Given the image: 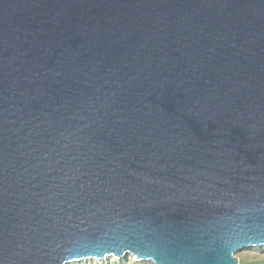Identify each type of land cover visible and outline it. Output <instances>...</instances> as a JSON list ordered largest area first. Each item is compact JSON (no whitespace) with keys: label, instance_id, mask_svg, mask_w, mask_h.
<instances>
[{"label":"water","instance_id":"obj_1","mask_svg":"<svg viewBox=\"0 0 264 264\" xmlns=\"http://www.w3.org/2000/svg\"><path fill=\"white\" fill-rule=\"evenodd\" d=\"M256 248L264 0H0V264Z\"/></svg>","mask_w":264,"mask_h":264},{"label":"trees","instance_id":"obj_2","mask_svg":"<svg viewBox=\"0 0 264 264\" xmlns=\"http://www.w3.org/2000/svg\"><path fill=\"white\" fill-rule=\"evenodd\" d=\"M126 258L120 261L106 260L101 263L89 261L82 262L80 264H147L145 262H133L132 260L127 261ZM78 264V263H75ZM239 264H264V252L261 249L251 250L247 252V255L239 259Z\"/></svg>","mask_w":264,"mask_h":264},{"label":"rangeland","instance_id":"obj_3","mask_svg":"<svg viewBox=\"0 0 264 264\" xmlns=\"http://www.w3.org/2000/svg\"><path fill=\"white\" fill-rule=\"evenodd\" d=\"M256 249H261V251L264 252V248H256ZM256 249H247V250L241 251V252L237 253V257H238V259H240L241 257L246 256V255H247V252H249V251H251V250H256ZM107 260H112V259H107ZM126 260H127V261H130L131 259H130L129 257H127ZM105 261H106V260H105ZM83 262H89V261H83ZM94 262H97V261H94ZM81 263H82V262H81ZM99 263H101V262H99ZM70 264H75V263H70ZM78 264H80V263H78ZM147 264H150V263H147Z\"/></svg>","mask_w":264,"mask_h":264}]
</instances>
